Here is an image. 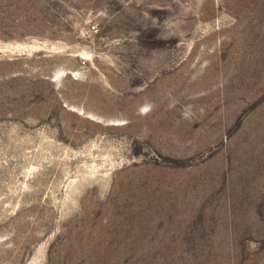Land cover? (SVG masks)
I'll list each match as a JSON object with an SVG mask.
<instances>
[{
    "label": "rangeland",
    "instance_id": "obj_1",
    "mask_svg": "<svg viewBox=\"0 0 264 264\" xmlns=\"http://www.w3.org/2000/svg\"><path fill=\"white\" fill-rule=\"evenodd\" d=\"M0 264H264V0H0Z\"/></svg>",
    "mask_w": 264,
    "mask_h": 264
}]
</instances>
